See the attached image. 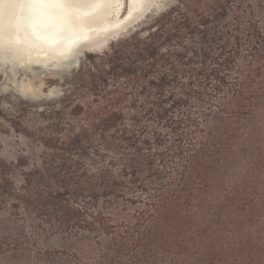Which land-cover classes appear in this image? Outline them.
<instances>
[{
    "label": "trees",
    "instance_id": "trees-1",
    "mask_svg": "<svg viewBox=\"0 0 264 264\" xmlns=\"http://www.w3.org/2000/svg\"><path fill=\"white\" fill-rule=\"evenodd\" d=\"M260 8L176 0L86 54L63 91L70 121L63 127V112L49 111L53 153L26 171L0 160V213L43 233H89L79 250L96 253L95 264H262L250 245L264 244L251 224L257 207L239 217L244 206L220 195L227 172L258 155L240 148L246 135L257 138L256 118L239 126L264 104Z\"/></svg>",
    "mask_w": 264,
    "mask_h": 264
},
{
    "label": "rangeland",
    "instance_id": "rangeland-1",
    "mask_svg": "<svg viewBox=\"0 0 264 264\" xmlns=\"http://www.w3.org/2000/svg\"><path fill=\"white\" fill-rule=\"evenodd\" d=\"M176 0H158L151 12L140 22L135 28H128L123 36H127L140 27L147 26L149 20L164 12L168 7L173 5ZM125 5V0H122V6ZM251 5L254 9L263 7L264 3L260 0H251ZM261 9V8H260ZM261 11L264 12L263 9ZM122 36V37H123ZM117 40V39H116ZM111 42L115 41L110 39ZM105 49H109V45ZM85 52L81 57V61L85 60ZM100 53V52H94ZM80 61V62H81ZM78 69V68H77ZM72 69L68 74H64L62 82H59V77L53 73H46L41 78H30L24 75L21 71L14 69L8 62L0 60V160L5 162H13L20 166V170H28L33 168V165L38 163L46 154L53 153L49 147L48 127L56 121L49 111L57 108L63 114L59 119L63 127L70 121L72 103L68 104L66 100H62V96L53 100H33L25 99L17 87L26 82H31L32 92L34 95H39L40 92H47L53 86H61L63 91L68 88H73V85H67L66 80H72V73L77 70ZM47 87L37 91L40 81ZM71 84V83H70ZM74 84L80 92L83 87ZM5 87L7 90L5 91ZM76 101L90 100L89 96L81 98L77 95ZM264 103V100L262 104ZM264 105V104H263ZM260 106L259 113L244 119L239 126H251L255 120L259 125V133L257 138H250L246 135L242 144V157H254L258 153L256 159H247L242 162L236 170L227 172L228 177L225 181V186L222 188L220 195H229V198L224 202L228 206L231 202H239L244 206L243 212L240 215L244 217L249 211V207L255 204L258 209L256 217H252L251 224L262 227L264 233V106ZM255 117V118H254ZM242 136L244 135L241 132ZM61 135V134H57ZM47 145V146H46ZM245 167L251 168L252 173H247ZM232 168V167H231ZM216 197V196H215ZM241 198V199H240ZM237 204V205H238ZM242 216V217H243ZM12 215L0 213V229H11V236L4 239L0 234V264H95L98 255L93 253L89 257L80 253L79 247L84 242L92 241V236L85 233V237L75 238L74 235L58 233L51 230L48 232H39L35 229L33 223L31 228L22 220H16ZM242 219V218H241ZM14 220V221H12ZM222 223L221 231L229 230V219ZM247 226V224H245ZM252 226V228H253ZM256 227V226H255ZM34 230V233L32 231ZM254 230V228H253ZM38 231V233H36ZM254 236V235H252ZM88 239L87 241L85 239ZM250 245L259 246L258 258L264 264V244L263 247L259 244L250 242ZM261 250V251H260ZM223 260L224 257H221ZM222 260V264L225 262ZM228 263H232L227 261ZM221 263V262H220Z\"/></svg>",
    "mask_w": 264,
    "mask_h": 264
},
{
    "label": "bare ground",
    "instance_id": "bare-ground-1",
    "mask_svg": "<svg viewBox=\"0 0 264 264\" xmlns=\"http://www.w3.org/2000/svg\"><path fill=\"white\" fill-rule=\"evenodd\" d=\"M64 11L71 34L51 42L34 38L24 22V0H0V60L28 67L37 60L41 50L63 53L67 42L79 37L72 46L81 42H95L99 37L109 38L133 11H145L158 0H130L122 6V0H56ZM127 31V29H126ZM125 32V31H124ZM123 32V33H124ZM71 36V37H70ZM111 39V38H110ZM13 59L12 62L10 59ZM64 68V66H60Z\"/></svg>",
    "mask_w": 264,
    "mask_h": 264
},
{
    "label": "water",
    "instance_id": "water-1",
    "mask_svg": "<svg viewBox=\"0 0 264 264\" xmlns=\"http://www.w3.org/2000/svg\"><path fill=\"white\" fill-rule=\"evenodd\" d=\"M147 0H142V7L144 6ZM130 4V0H127V5ZM24 22L30 33L33 34L34 38L49 41L51 42L55 38H61L65 33L66 35H70L71 32L69 30V24L67 23L64 17V11L60 7L59 2L56 0H24ZM152 6L145 11H133L129 13L125 20L123 21L121 27L112 35L107 38L108 43L111 42L110 38L116 40L122 37L123 32H127L128 28H135L137 23L143 20L152 10ZM71 37V36H70ZM79 39V37H75L67 42L65 46L64 52H67L70 48L74 47L71 44H75L74 42ZM86 52H98L93 48H89ZM79 59V65L81 61V57ZM12 62L13 59H10ZM16 70L21 71L24 75L30 78H41L46 73H53L57 77H59V82H62L64 74H68L69 72L65 71L64 68L59 67L57 69H52L49 67L47 70L41 68L39 63H33V65L28 67H23L22 65H16ZM31 69V71H29ZM77 69V68H74ZM73 69V70H74ZM63 90L61 86H59Z\"/></svg>",
    "mask_w": 264,
    "mask_h": 264
},
{
    "label": "clouds",
    "instance_id": "clouds-1",
    "mask_svg": "<svg viewBox=\"0 0 264 264\" xmlns=\"http://www.w3.org/2000/svg\"><path fill=\"white\" fill-rule=\"evenodd\" d=\"M108 47V39L106 37H99L95 42H81L76 46L70 48L67 52L57 53L54 50H48L37 53V60L34 63H39L41 68L47 70L49 67L52 69H57L60 66H64V70L67 72H71L72 69L79 67V57L82 56L89 48H93L95 51L103 53L105 49ZM31 71V69H29ZM47 87V85L40 81L37 87V91ZM7 87H5V91ZM17 91L25 99H33V100H53L58 99L63 96L64 92L59 86H53L48 89L47 92H40L39 95H34L32 92V84L31 82H26L17 87Z\"/></svg>",
    "mask_w": 264,
    "mask_h": 264
}]
</instances>
